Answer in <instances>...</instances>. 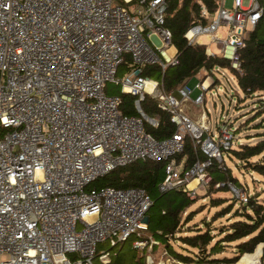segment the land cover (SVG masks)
I'll list each match as a JSON object with an SVG mask.
<instances>
[{
	"label": "built area",
	"instance_id": "built-area-1",
	"mask_svg": "<svg viewBox=\"0 0 264 264\" xmlns=\"http://www.w3.org/2000/svg\"><path fill=\"white\" fill-rule=\"evenodd\" d=\"M165 10V0H0V264H109L110 252H97V244L112 248L130 237L131 248L150 249L156 243L145 239L151 201L144 190L87 186L114 168L160 161L159 190L188 196L208 186L212 161L223 169L220 150L237 140L223 130L214 141L205 115L191 120L181 106L201 105L211 78L194 85L200 94L190 100L184 84L174 96L140 75L144 66L163 72L177 64ZM261 15L257 0H232L231 10L216 0L212 15L201 8L206 23L183 37L209 56L213 44L237 70L235 50ZM123 56L129 70L117 77ZM106 83L135 98L137 115L119 112V97L105 95ZM144 96L168 114L169 137L157 141L144 131L143 122L157 126L139 108ZM185 138L203 160L184 169L175 156ZM225 187L246 202L247 192ZM144 264L180 263L148 256Z\"/></svg>",
	"mask_w": 264,
	"mask_h": 264
},
{
	"label": "trees",
	"instance_id": "trees-1",
	"mask_svg": "<svg viewBox=\"0 0 264 264\" xmlns=\"http://www.w3.org/2000/svg\"><path fill=\"white\" fill-rule=\"evenodd\" d=\"M262 9V15L254 28L245 33L241 45L236 48L237 70L229 65V61L220 55H205V47L198 44H187L183 35L196 23L205 24L200 17L201 8L208 15L216 9V0H165L166 10L163 27L170 33V44L176 51L177 64L166 68L163 72L158 66H144L140 75L158 82L159 89L169 94L175 92L186 81L200 75L211 78L208 89L217 83L215 75L220 69H228L237 88L244 97L254 98L258 106L256 115L264 113V0H257ZM130 60L123 56V61L117 68V76L129 70ZM120 103L119 112L124 116L137 115L133 109L134 97L118 92ZM260 105L262 107H260ZM141 112L157 122L151 127L143 122L144 131L154 140L169 137L174 131L166 112L157 108L156 101L144 96L139 103ZM264 128L263 122L258 124ZM259 140L252 145L236 144V148L225 151L228 158L233 159L238 169L258 177L261 191L264 193V129L259 134ZM182 167L188 168L195 161H202L203 156L198 149L193 148L189 139L185 138L182 153L175 156ZM164 162L139 160L123 167L114 168L107 174L95 179L87 188L111 187L125 190L139 188L149 196L151 204L145 212V234L163 247L165 255L170 260L181 264H234L242 255L252 254L258 245H262L259 264H264V196L258 200L259 193L248 194L245 184H241L233 177L230 170L223 164V169L217 167L215 161L207 168L210 177L207 190L219 183L222 186L214 189L213 193L225 192L226 184L247 192L245 203L236 204L235 199L225 197H209L208 205L218 208L212 215L211 221L224 218L225 224L218 229L211 228L212 222L202 220L200 224H190L195 214L191 206L195 200L179 190L161 191L159 185L163 179ZM202 207V206H201ZM184 214V215H183ZM183 216V217H182ZM204 227V228H203ZM185 229V230H184ZM184 230V231H183ZM217 232L214 238L212 232ZM169 237L177 241L178 249H174L168 242ZM146 239V238H145ZM215 239V240H214ZM127 240L121 243H125ZM123 244L109 264H144L145 256L141 251L131 248L129 252L122 251ZM229 249V256L225 250ZM134 251L133 254H129ZM139 253V254H138ZM259 258V253H257Z\"/></svg>",
	"mask_w": 264,
	"mask_h": 264
},
{
	"label": "rangeland",
	"instance_id": "rangeland-1",
	"mask_svg": "<svg viewBox=\"0 0 264 264\" xmlns=\"http://www.w3.org/2000/svg\"><path fill=\"white\" fill-rule=\"evenodd\" d=\"M222 6L225 9H232V0H222ZM128 8V6H126ZM225 25H220L217 29L218 33L224 36L226 31ZM145 38V35H143ZM200 41L205 42L203 36H199ZM210 49L214 54H218V51L214 48L213 44H210ZM119 77V76H117ZM200 78V75L197 76ZM217 78V83L209 88L206 92H203V100L202 104L196 106L192 109L188 102L183 103L181 106L188 109L187 115L191 116L194 120L203 113L205 115V120L208 127V134H211L214 141L219 137V132L226 130L229 134L233 136L234 140H237L232 148H236V144L242 143L245 145H252L259 140L258 136L262 133L263 127H260L258 124H264V113H259L256 115L257 109H252L254 106H258V103L254 98L244 97L241 91L237 88L235 80L231 74V72L226 69H220V73L215 75ZM197 78H191L186 81V87L188 89H192L193 85L197 83ZM120 92V86L113 85L111 83H106L104 85V93L105 95H118ZM174 96H176V91L172 92ZM197 94H200V90H192L190 94V99H193ZM260 107H262L260 105ZM186 114V113H185ZM221 158L223 160V165L230 170V173L233 177H235L239 183L245 184L248 194H256L259 193L258 200H262L264 193L260 190L261 185L259 183L258 177L254 174L247 173L242 169H238L236 167L235 161L233 159L228 158L227 153L223 150H220ZM214 189L207 190L206 188L195 189L192 195H188L189 199L195 200V203L191 206V208H195V214L192 217L190 224H200L202 220L211 223V228L218 229L219 226L225 224L224 218L215 219L211 221L212 215L218 210V208H211L208 205V198L211 197H225L232 198L233 196L228 189L225 192L213 193ZM236 204H242L235 200ZM202 206V207H201ZM184 215V214H183ZM183 217V216H182ZM204 228V227H203ZM185 230V229H184ZM183 230V231H184ZM214 238L217 237V232H212ZM150 237L145 234V238ZM133 238L127 239L125 243H117L114 247L110 248L107 241L97 244L96 251H108L110 252L111 259L117 254L118 248L123 244L122 251L129 252L131 250L130 242ZM214 239V240H215ZM168 242L172 244L174 249H178L177 245L179 244L177 241H174L171 237H169ZM259 245L255 248L252 254L242 255L241 259L234 264H249L247 263L248 258L252 255L259 253L260 249ZM229 249L225 250L227 256H229ZM145 256L144 260L149 256L152 258L154 263L165 262L166 259L170 260L167 255L162 256L161 254L164 252L163 247L158 243L153 245L150 249L148 246H145V249L141 251ZM136 253V252H135ZM134 251H130L129 254H135ZM139 254V253H138ZM248 256V257H247ZM244 261L243 259L246 258ZM93 264H99L96 261H93ZM181 264V263H180ZM252 264H259L258 261H254Z\"/></svg>",
	"mask_w": 264,
	"mask_h": 264
},
{
	"label": "crops",
	"instance_id": "crops-1",
	"mask_svg": "<svg viewBox=\"0 0 264 264\" xmlns=\"http://www.w3.org/2000/svg\"><path fill=\"white\" fill-rule=\"evenodd\" d=\"M201 42H202V41H201ZM204 43H205V42H204ZM213 46H214V45H213ZM214 48L216 49L215 46H214ZM209 50L211 51V49H210V45H209ZM216 50H217V49H216ZM211 52H212V51H211ZM212 53H213V52H212ZM213 54H214V53H213ZM216 55H217V54H216ZM197 80L199 81V80H202V79H200V78L197 77ZM198 81H197V82H198ZM185 84H186V82L184 83V85H185ZM194 85H195V84H194ZM194 85H193V87H194ZM185 86H186V85H185ZM191 90H193V88H192ZM194 90H196V89H194ZM191 92H192V91H191ZM197 95H199V94H197ZM197 95H196V96H197ZM196 96H195V97H196ZM195 97H194V98H195ZM189 98H190V97H189ZM190 100H192V99H190ZM188 103H189V102H188ZM189 104H190V106L192 107V109L196 107L195 105H192L191 103H189ZM182 109H183L184 113H186V115H187V113H188V109H186V108L183 107V106H182ZM187 116H188L191 120H194L193 118H191V116H193V115H191V116L187 115ZM199 118H200V115H199L194 121L199 120ZM180 162H181V161H180ZM181 164H182V162H181Z\"/></svg>",
	"mask_w": 264,
	"mask_h": 264
},
{
	"label": "bare ground",
	"instance_id": "bare-ground-1",
	"mask_svg": "<svg viewBox=\"0 0 264 264\" xmlns=\"http://www.w3.org/2000/svg\"><path fill=\"white\" fill-rule=\"evenodd\" d=\"M193 184H194V182H191V183L189 184V187H191ZM258 248L261 250L260 245H259ZM247 257H248V256H247ZM247 257L244 258L243 261H244L245 259H247ZM247 261H248L247 263H249V264H252L254 261H258V255H257V254H255V255H253V256L251 255V256L248 258ZM260 261H261V260H260ZM243 264H245V263L243 262Z\"/></svg>",
	"mask_w": 264,
	"mask_h": 264
},
{
	"label": "water",
	"instance_id": "water-1",
	"mask_svg": "<svg viewBox=\"0 0 264 264\" xmlns=\"http://www.w3.org/2000/svg\"><path fill=\"white\" fill-rule=\"evenodd\" d=\"M145 118H147L146 116H145ZM145 222V221H144ZM260 248H262V245L260 244ZM260 257H261V250H260V255H259V258H258V262H259V260H260Z\"/></svg>",
	"mask_w": 264,
	"mask_h": 264
}]
</instances>
